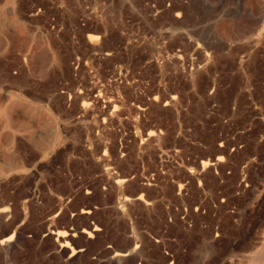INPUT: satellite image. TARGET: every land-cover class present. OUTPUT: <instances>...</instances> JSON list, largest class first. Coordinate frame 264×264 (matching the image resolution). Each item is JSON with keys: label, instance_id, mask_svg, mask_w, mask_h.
<instances>
[{"label": "rangeland", "instance_id": "374dc122", "mask_svg": "<svg viewBox=\"0 0 264 264\" xmlns=\"http://www.w3.org/2000/svg\"><path fill=\"white\" fill-rule=\"evenodd\" d=\"M2 2L0 264H264V0Z\"/></svg>", "mask_w": 264, "mask_h": 264}, {"label": "crops", "instance_id": "0c3cea01", "mask_svg": "<svg viewBox=\"0 0 264 264\" xmlns=\"http://www.w3.org/2000/svg\"><path fill=\"white\" fill-rule=\"evenodd\" d=\"M5 9L8 13V16H12L13 14L17 15V11L14 8L11 9L9 3L8 5L3 4L2 0H0V13ZM14 17V16H13ZM18 17L15 16L11 21H18ZM2 23L0 21V27H2ZM10 66H11V46H10V38H5L2 34H0V110L4 112V110H8L9 101H10V83H11V74H10ZM4 122L0 123V134L4 139L6 132ZM1 138V140H2Z\"/></svg>", "mask_w": 264, "mask_h": 264}, {"label": "bare ground", "instance_id": "6f19581e", "mask_svg": "<svg viewBox=\"0 0 264 264\" xmlns=\"http://www.w3.org/2000/svg\"><path fill=\"white\" fill-rule=\"evenodd\" d=\"M172 2H175V3H178V5L180 4V5H182V3H183V1L184 0H171ZM172 2H170L171 4H173L174 5V3H172ZM170 4V5H171ZM178 5H177V7H178ZM171 8V7H170ZM174 8L176 9V7L174 6ZM169 9V8H168ZM168 9H164V10H168ZM170 10V9H169ZM165 12V11H164ZM85 15V14H84ZM180 16V13H176L175 14V17H177V19H178V17ZM180 18V17H179ZM260 28L261 29H264V25H261L260 26ZM263 31V30H262ZM100 94V93H99ZM100 96V95H99ZM99 98V97H98ZM116 110V109H115ZM114 111V110H113ZM35 115L36 116H40V113L39 112H35ZM104 122V121H103ZM54 128H55V126H54V124H53V122L51 121V120H48L47 121V124H46V131H47V136H50L51 135V133L53 132V130H54ZM89 139V138H88ZM40 146V145H39ZM38 147V146H37ZM204 165V164H203ZM87 214H88V212H86ZM84 233L86 234V236H87V238H90V237H92L93 235H92V233L91 232H87V231H84ZM57 236H60V237H62V238H65L67 235L65 234V232H59L58 233V235ZM12 237H13V235H10V236H8L7 238H5L4 240H3V242H9V241H11V239H12ZM65 240V239H64ZM67 246V242H63V244H61V247H66ZM76 254V252L72 249V251H71V256H74ZM125 257L126 256V254H123V253H120V252H115V254H114V257H116V258H120V257Z\"/></svg>", "mask_w": 264, "mask_h": 264}]
</instances>
